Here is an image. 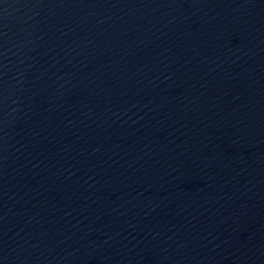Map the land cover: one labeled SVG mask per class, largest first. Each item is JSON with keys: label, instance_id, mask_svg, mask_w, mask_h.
<instances>
[{"label": "water", "instance_id": "water-1", "mask_svg": "<svg viewBox=\"0 0 264 264\" xmlns=\"http://www.w3.org/2000/svg\"><path fill=\"white\" fill-rule=\"evenodd\" d=\"M0 264H264V0H0Z\"/></svg>", "mask_w": 264, "mask_h": 264}]
</instances>
